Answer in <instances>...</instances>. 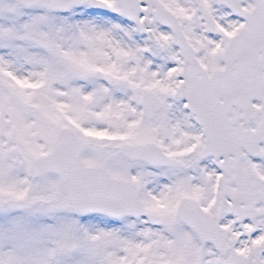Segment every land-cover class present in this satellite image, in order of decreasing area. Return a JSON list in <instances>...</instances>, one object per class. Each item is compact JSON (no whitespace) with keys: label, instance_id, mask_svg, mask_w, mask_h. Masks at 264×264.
<instances>
[{"label":"snow or ice","instance_id":"obj_1","mask_svg":"<svg viewBox=\"0 0 264 264\" xmlns=\"http://www.w3.org/2000/svg\"><path fill=\"white\" fill-rule=\"evenodd\" d=\"M0 264H264V0H0Z\"/></svg>","mask_w":264,"mask_h":264}]
</instances>
